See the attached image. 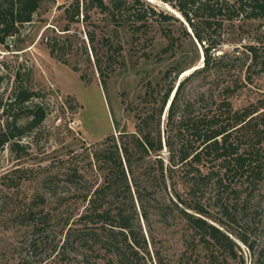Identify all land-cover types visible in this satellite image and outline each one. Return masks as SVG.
<instances>
[{
  "label": "trees",
  "instance_id": "trees-1",
  "mask_svg": "<svg viewBox=\"0 0 264 264\" xmlns=\"http://www.w3.org/2000/svg\"><path fill=\"white\" fill-rule=\"evenodd\" d=\"M162 1L180 19L144 0H72L64 9L73 23L80 16L89 21L91 12L102 14L114 26L126 27L133 43L154 20L166 40L156 59L174 56L180 48V39L161 27L178 23L182 39H193L201 48L203 64L177 84L183 70L176 66L164 71L159 89L146 83L132 108L137 110L133 132L111 133L87 153L88 167L98 174L99 183H89L71 158L61 163L68 166L62 167L63 190L49 193L53 208L47 209L40 196L15 215L14 224L28 230L33 238L29 245L36 246L42 236L47 240L53 217L62 234L58 254L79 250V264H99L101 258L104 264H147L151 256L140 221L148 227L155 216L164 225L180 227L182 264H244L233 237L248 249L254 264H264V249L255 244L263 227L257 206L250 205L264 194V98L254 91V77L264 73V0ZM48 2L54 1L0 0V45L9 49L8 38L12 44L19 41L20 29ZM251 22H258L251 43L215 55ZM69 31L68 25L59 30L63 35ZM57 38L47 39L46 47L68 65ZM87 39L95 53V33L88 32ZM103 42L108 66L119 64L121 47L106 38ZM95 60L105 84L110 73L102 70L100 58ZM21 79L15 73L8 97L0 95L5 116L0 152L9 146L18 156L28 146L22 139L32 136L46 117L30 79ZM238 99L244 100L237 104ZM23 116L26 121L19 123Z\"/></svg>",
  "mask_w": 264,
  "mask_h": 264
},
{
  "label": "rangeland",
  "instance_id": "rangeland-1",
  "mask_svg": "<svg viewBox=\"0 0 264 264\" xmlns=\"http://www.w3.org/2000/svg\"><path fill=\"white\" fill-rule=\"evenodd\" d=\"M53 1L43 4L34 14L33 21L20 29L19 41L14 40L9 49L0 45V64H4L0 68V95L4 99L8 97L15 82L14 74L20 73L21 82L27 77L30 79L31 88L39 93L37 101L46 111L44 121L32 136L22 139L21 143L28 146L19 152V156L10 151L9 146L0 152V264H79V250L58 254L62 234L53 217L45 234L47 240L42 236L40 242L36 241V246H30V239L33 238L28 230L14 224L18 220L15 215L40 196L45 199L47 209L53 208L49 193L63 190L61 174L68 166L61 163L67 164L71 158L72 163H76L85 173L89 183H99L98 174L88 167L87 153L98 147L111 133L133 132L137 110L132 111V108L144 95L146 83L159 89L162 74L170 66L182 69V74H190L191 69L203 64L201 48L193 39H182L178 23H167L161 27L170 29L174 37L180 39V48L174 56L166 54L156 59L166 40L154 20L150 30L140 36L138 43H133L126 27L114 26L104 15L91 12L89 21H82L80 16L78 23L69 22L64 9L72 0ZM144 1L157 11L180 19L179 14L162 0ZM257 24L249 23L245 33L237 34L233 42L223 45L215 55L232 51L238 43H251L257 35L256 30L253 31ZM67 25L70 31L63 35L59 30ZM88 32L95 33V53L90 49ZM54 36L61 43L59 46L68 65L49 54L46 40ZM105 38L113 46L121 47V56L117 59L119 64L108 66L107 46L103 42ZM143 51L147 52L149 59L142 56ZM96 56L101 59V68L106 75L110 73L105 78V84L95 68ZM74 66L77 71L73 70ZM180 75L176 84L186 77L181 78ZM254 91L256 97L264 98V73L254 77ZM243 100L238 99L237 104ZM4 121L5 116L0 111V127ZM25 121L26 117L23 116L19 123ZM70 193L73 194V191ZM250 205L257 206L258 219L263 227L255 244L258 249H264V194L263 197L255 196ZM140 222L149 244L151 260L147 264H182L179 260L183 250L180 227L164 225L155 216H150L148 227L144 226L143 221ZM232 239L239 246L238 254H242L244 264H254L248 249L234 237ZM55 246L56 250H53ZM156 253L159 256L156 257ZM200 259L202 261V257ZM97 263L106 262L101 258Z\"/></svg>",
  "mask_w": 264,
  "mask_h": 264
},
{
  "label": "water",
  "instance_id": "water-1",
  "mask_svg": "<svg viewBox=\"0 0 264 264\" xmlns=\"http://www.w3.org/2000/svg\"><path fill=\"white\" fill-rule=\"evenodd\" d=\"M189 32H191V31L189 30ZM12 41H13V38L10 37V38L7 39L6 44H7L8 46H11V45H12ZM196 68H197V67H196ZM196 68H193V69H191V70H195Z\"/></svg>",
  "mask_w": 264,
  "mask_h": 264
},
{
  "label": "bare ground",
  "instance_id": "bare-ground-1",
  "mask_svg": "<svg viewBox=\"0 0 264 264\" xmlns=\"http://www.w3.org/2000/svg\"><path fill=\"white\" fill-rule=\"evenodd\" d=\"M174 11V10H173ZM176 15H178L177 13H175ZM179 16V15H178ZM197 65H199V64H197ZM190 71V70H189ZM188 75V73L186 72V73H184V74H182V75H180L181 76V78H183L184 76H187Z\"/></svg>",
  "mask_w": 264,
  "mask_h": 264
}]
</instances>
